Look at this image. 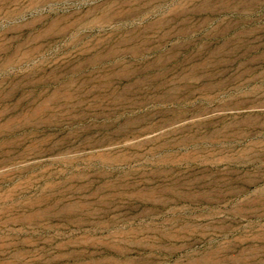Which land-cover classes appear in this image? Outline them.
<instances>
[{
    "label": "rangeland",
    "instance_id": "374dc122",
    "mask_svg": "<svg viewBox=\"0 0 264 264\" xmlns=\"http://www.w3.org/2000/svg\"><path fill=\"white\" fill-rule=\"evenodd\" d=\"M0 264H264V0H0Z\"/></svg>",
    "mask_w": 264,
    "mask_h": 264
}]
</instances>
